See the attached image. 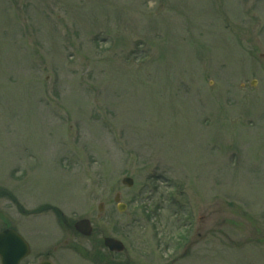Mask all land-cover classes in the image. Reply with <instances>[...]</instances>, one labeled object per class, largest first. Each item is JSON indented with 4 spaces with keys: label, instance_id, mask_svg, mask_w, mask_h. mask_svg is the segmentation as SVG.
Here are the masks:
<instances>
[{
    "label": "rangeland",
    "instance_id": "obj_1",
    "mask_svg": "<svg viewBox=\"0 0 264 264\" xmlns=\"http://www.w3.org/2000/svg\"><path fill=\"white\" fill-rule=\"evenodd\" d=\"M85 217L78 264H264V0H0V231Z\"/></svg>",
    "mask_w": 264,
    "mask_h": 264
},
{
    "label": "flooded vegetation",
    "instance_id": "obj_2",
    "mask_svg": "<svg viewBox=\"0 0 264 264\" xmlns=\"http://www.w3.org/2000/svg\"><path fill=\"white\" fill-rule=\"evenodd\" d=\"M76 221L77 220L74 221L72 219L71 221L69 220L65 222L68 230L64 231V238L62 240L63 245L59 242L57 244H47L45 241H43L44 239L39 240L36 238V232L35 234L31 233L30 235L25 236L30 245V251L25 257L23 264H78L76 256L82 255L79 244L80 240L89 237H85L75 228ZM33 239L35 240L34 242L32 241ZM110 252L119 254L123 251ZM185 254L187 255L184 258L191 257V259H193V261L196 263L198 262V264H205V261L207 262L208 259H211L208 256V252L206 251H196L192 253V256H190V253L187 252H185Z\"/></svg>",
    "mask_w": 264,
    "mask_h": 264
},
{
    "label": "water",
    "instance_id": "obj_3",
    "mask_svg": "<svg viewBox=\"0 0 264 264\" xmlns=\"http://www.w3.org/2000/svg\"><path fill=\"white\" fill-rule=\"evenodd\" d=\"M123 184L132 186L134 180L130 177L123 179ZM120 195L116 196V200L119 201ZM102 208V206H101ZM126 209L125 204H119V210L124 211ZM76 228L85 235L92 233L91 222L88 219L80 220L76 223ZM105 245L113 251H122L124 249L123 244L112 237L105 238ZM28 244L25 239L14 230H5L0 233V257L2 264H19L20 261L28 254Z\"/></svg>",
    "mask_w": 264,
    "mask_h": 264
}]
</instances>
